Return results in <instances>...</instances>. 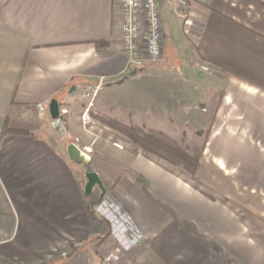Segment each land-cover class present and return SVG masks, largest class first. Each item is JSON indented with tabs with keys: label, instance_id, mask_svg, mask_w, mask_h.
I'll use <instances>...</instances> for the list:
<instances>
[{
	"label": "crops",
	"instance_id": "obj_1",
	"mask_svg": "<svg viewBox=\"0 0 264 264\" xmlns=\"http://www.w3.org/2000/svg\"><path fill=\"white\" fill-rule=\"evenodd\" d=\"M180 1L157 0L161 61L129 67L118 0H0V264H98L108 239L115 264H264V117L222 113L264 109V0Z\"/></svg>",
	"mask_w": 264,
	"mask_h": 264
},
{
	"label": "built area",
	"instance_id": "obj_2",
	"mask_svg": "<svg viewBox=\"0 0 264 264\" xmlns=\"http://www.w3.org/2000/svg\"><path fill=\"white\" fill-rule=\"evenodd\" d=\"M118 4L121 18L119 26L121 51L126 57L129 67L154 65L161 61L163 58L162 18L157 0H118ZM179 5L186 13L189 12L186 0H181ZM184 24H188V21L185 20ZM82 96L86 99L93 98L88 88L83 90ZM91 105L89 103V106ZM36 109L39 113L44 111L42 104L36 105ZM64 113L65 111H61V114ZM114 147L121 149L118 144H114ZM85 158L88 157L85 156ZM97 212L110 219L113 224L116 222L115 219L120 216L119 212H106L100 206L97 207ZM124 227L133 232L138 237L137 239L140 238L131 223H126ZM98 264H115V259L108 254Z\"/></svg>",
	"mask_w": 264,
	"mask_h": 264
},
{
	"label": "rangeland",
	"instance_id": "obj_3",
	"mask_svg": "<svg viewBox=\"0 0 264 264\" xmlns=\"http://www.w3.org/2000/svg\"><path fill=\"white\" fill-rule=\"evenodd\" d=\"M258 95L259 94L256 93V92L255 93L250 92L248 94L238 93V92L237 93H235V92L234 93H229L227 106H224V108H223L224 110L222 111V113L223 114L226 113V115H227V113L228 114L231 113L230 115H233L234 118L241 117L242 119L243 118H257L258 116H255L254 114H258V115L260 114L261 116L264 117V109L263 110L257 109V104L256 103L260 102V100L258 99ZM215 96H217V97H215ZM214 98L219 100V99L222 98V96H221V94H217V95H214V96L212 95L211 99L213 100ZM261 100H263V98ZM209 110H210V108H209ZM211 112H213V109L211 110ZM239 123H241V122H239ZM114 144H116V143H113V146H114ZM81 153L83 155L87 156L86 154H88V151H81ZM86 161H87L86 162L87 166H86V164H83V165H85L87 171L91 170V167L89 165V163H90L89 158H87ZM107 230H108V228H107ZM113 250H114V245L108 239L107 240V247H106L105 255L110 254V255L114 256L115 253L113 252Z\"/></svg>",
	"mask_w": 264,
	"mask_h": 264
},
{
	"label": "water",
	"instance_id": "obj_4",
	"mask_svg": "<svg viewBox=\"0 0 264 264\" xmlns=\"http://www.w3.org/2000/svg\"><path fill=\"white\" fill-rule=\"evenodd\" d=\"M49 114L50 118L52 120L51 127L54 131L61 135H65V130L64 126L62 123V115L60 114L59 106L55 100H52L49 104ZM67 154L69 159L76 163V164H86L87 166V159L85 156L81 153V151L74 145V144H69L67 146ZM89 169V168H88ZM84 177L86 179V185L84 189V193L86 196H90L92 189L97 186L101 190V195L100 199L103 198L105 194V189L98 177V175L91 171L88 170L85 174Z\"/></svg>",
	"mask_w": 264,
	"mask_h": 264
},
{
	"label": "trees",
	"instance_id": "obj_5",
	"mask_svg": "<svg viewBox=\"0 0 264 264\" xmlns=\"http://www.w3.org/2000/svg\"><path fill=\"white\" fill-rule=\"evenodd\" d=\"M95 209H96V206L94 207V205H91V207H89V211H90V215L92 216V217H95L96 216V212H95ZM106 223H107V228L108 229H110V223L109 222H107L106 221ZM108 233H109V230H108Z\"/></svg>",
	"mask_w": 264,
	"mask_h": 264
}]
</instances>
